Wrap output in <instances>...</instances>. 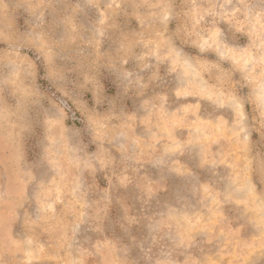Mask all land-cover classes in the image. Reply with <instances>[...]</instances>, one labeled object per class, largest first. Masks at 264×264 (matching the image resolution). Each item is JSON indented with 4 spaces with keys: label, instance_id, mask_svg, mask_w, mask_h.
Returning a JSON list of instances; mask_svg holds the SVG:
<instances>
[{
    "label": "rangeland",
    "instance_id": "obj_1",
    "mask_svg": "<svg viewBox=\"0 0 264 264\" xmlns=\"http://www.w3.org/2000/svg\"><path fill=\"white\" fill-rule=\"evenodd\" d=\"M0 264H264V0H0Z\"/></svg>",
    "mask_w": 264,
    "mask_h": 264
}]
</instances>
